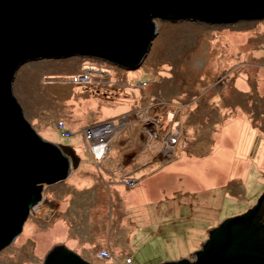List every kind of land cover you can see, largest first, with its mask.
<instances>
[{
	"label": "rangeland",
	"instance_id": "1",
	"mask_svg": "<svg viewBox=\"0 0 264 264\" xmlns=\"http://www.w3.org/2000/svg\"><path fill=\"white\" fill-rule=\"evenodd\" d=\"M154 22L157 33L136 69L70 56L30 60L15 71L12 95L43 140L72 147L93 168L113 146L120 155L115 167L107 166L113 175L90 174L86 185L73 169L45 185L43 206L0 249V264H42L55 243L89 264L191 259L208 229L256 204L264 191V152L252 155L236 141L237 127L248 120L258 132L246 129L254 141L245 145L264 148V88L253 77L264 68V48L256 46L264 19ZM232 44L240 47L231 53ZM79 71L88 79L76 81ZM236 75L241 84L233 85ZM91 127L103 128L96 131L99 154L91 147L97 140L85 137ZM135 131L141 139L132 142ZM128 142L137 144L134 151H126ZM227 158L236 164H223ZM133 190L142 203L130 204Z\"/></svg>",
	"mask_w": 264,
	"mask_h": 264
},
{
	"label": "water",
	"instance_id": "2",
	"mask_svg": "<svg viewBox=\"0 0 264 264\" xmlns=\"http://www.w3.org/2000/svg\"><path fill=\"white\" fill-rule=\"evenodd\" d=\"M149 16L151 19H148ZM154 19L230 24L264 19V0H0V249L20 233L43 188L79 164L70 146L43 140L25 119L11 82L24 62L91 57L136 69L157 33ZM208 229L192 258L159 264H264L260 202ZM42 264H89L61 243Z\"/></svg>",
	"mask_w": 264,
	"mask_h": 264
},
{
	"label": "crops",
	"instance_id": "3",
	"mask_svg": "<svg viewBox=\"0 0 264 264\" xmlns=\"http://www.w3.org/2000/svg\"><path fill=\"white\" fill-rule=\"evenodd\" d=\"M261 30L262 29H260L259 30V37H261L260 39H259V41H258V44L256 43V46H258V47H260V46H262L263 48H264V32L262 33L261 32ZM241 46H243V45H241ZM236 47H240V46H238V45H236V44H232V50H227V51H229V52H231L232 53V51H235V48ZM251 55H253V59L256 57V56H254V52H252V54ZM240 66L242 67L243 66V64H240ZM242 69V68H241ZM241 69H239V70H241ZM263 69V70H262ZM262 69H258L257 71H255L254 72V79L256 78L257 79V87H259V88H261V89H263L264 88V79L262 80V78H264L263 76H262V74H263V72L262 71H264V68H262ZM247 72H250V71H247ZM258 73V75L259 76H257L256 74ZM250 74V73H249ZM235 77V78H234ZM233 77V82H232V84L233 85H235L236 83H235V81H236V79H237V82L238 81H240L238 78H237V75L236 76H234ZM231 81H232V79H231ZM240 84H241V81H240ZM135 94H140L139 93V91H136V92H134L133 93V95H135ZM137 100H139V101H141L142 99H141V97H140V99H138V97H137ZM245 122H247V124L245 125V123H244V125H245V127H246V129H250V131H251V133L252 134H254V135H256L255 134V131L254 130H256L257 131V125L255 126V127H253L252 129H251V127H249L248 126V120H246ZM133 127V126H132ZM132 127H130V128H132ZM258 132V131H257ZM260 132V131H259ZM130 138H132V142H134L135 140H137V141H139L141 138L139 137V135H138V131H135V133H133V134H131V137ZM131 142V143H132ZM130 142H128L127 144H126V147L123 145V147H120V149H122V148H124L125 147V149H126V151H130V150H135L136 148H134L136 145H135V143L133 144H131ZM129 145L131 146V147H129ZM127 147H129V148H127ZM140 148V147H139ZM76 151V150H75ZM75 153H78L77 151L75 152ZM120 154L118 153V147H114L113 146V148L111 149V151L110 152H108V156L109 157H107L106 159H104V160H102L101 161V163H100V165L98 166V167H95V168H93L92 166H91V169H90V171H88V172H86V169L87 168H84V166L86 165V162H88V163H92L90 160H88V161H86V160H84V159H82L80 156H79V158H80V161L82 160V162H79V164H78V167L77 168H81L82 170H81V175L83 176V177H87V178H89V179H91V177H90V174H92V175H97L98 177H104L105 176V174L106 175H113V174H110L109 172H110V170H109V168L107 167V166H111V167H115V165L114 164H118V156H119ZM126 163V167L125 168H127V167H130V163L128 162V164H127V162H125ZM93 164V163H92ZM83 165V166H82ZM94 165V164H93ZM77 168H76V170H77ZM75 170V171H76ZM98 170H100L101 172H98ZM134 173V172H133ZM110 177V176H109Z\"/></svg>",
	"mask_w": 264,
	"mask_h": 264
},
{
	"label": "bare ground",
	"instance_id": "4",
	"mask_svg": "<svg viewBox=\"0 0 264 264\" xmlns=\"http://www.w3.org/2000/svg\"><path fill=\"white\" fill-rule=\"evenodd\" d=\"M258 43V42H257ZM76 56V55H75ZM242 72V75L243 74H247L248 76H249V72H245V71H243V70H241ZM245 72V73H244ZM264 72V71H263ZM257 76H259L258 75V73L256 74ZM235 83H237V79H236V81H235ZM150 97V96H149ZM99 98V97H98ZM114 100V99H113ZM241 121V120H240ZM245 123V125L247 124V122H244ZM244 123H243V125H240V126H236V123L234 124V126H236L238 129H239V137H238V139H237V141H236V143H238V144H240V146H243L248 152L250 151L251 153H252V155L253 154H256V156L258 155V156H260L261 155V153H263L264 152V148H263V146H261V147H259V148H257V149H254V150H252V147H253V145L252 144H250V146H247V145H245L246 143H249V141L251 140V141H254V138H251V136H249L248 134L251 132H249V133H246V127H245V125H244ZM231 131V133H232V130H230ZM189 132L190 131H188V132H185V136L186 135H188L189 136ZM234 134H236V133H234ZM105 136V134H102L101 135V137H104ZM95 140H96V138H94ZM185 139V138H184ZM182 140V139H181ZM88 144V143H87ZM168 144V143H167ZM150 148H152V146L151 145H148V147H147V150L148 149H150ZM255 152V153H254ZM78 155V154H77ZM255 156V157H256ZM80 159V158H79ZM94 159H96L95 157H93V160ZM105 159H106V157H105ZM79 162H82V160L81 161H79ZM224 163H227L228 165H230L231 163L232 164H236V163H234L230 158H227L226 160H225V162H223V164ZM83 166V165H82ZM91 166H93V164L92 163H90V164H86L85 166H84V168H87L86 169V172H88V171H90V169H91ZM76 170V169H75ZM81 168H77V170L74 172V173H78V175L80 176V178L81 179H79V182L80 183H86V185L87 184H89V182L90 181H92L91 179H89V178H87V177H83L82 175H81ZM72 172V171H71ZM71 172L69 173V175L71 174ZM230 173L231 174H233L234 173V171H230ZM76 176V175H75ZM250 176H249V174H247L246 173V176H245V182L247 181V179L249 178ZM117 187H119V186H117ZM114 189H116L118 192H116L118 195H120L122 192L121 191H119L117 188H114ZM140 191V190H139ZM131 193V199H130V204H136L137 205V203L138 202H141L142 203V200H141V196H140V194H139V192H137V190H133V191H131L130 192ZM122 195V194H121ZM133 198V199H132ZM42 201H43V197L42 198H40L37 202H36V204L32 207V211H34V210H38L40 207H42L43 206V203H42ZM129 204V203H128ZM135 205H132V206H129V207H134ZM135 207H137V206H135ZM44 209H42V211H43Z\"/></svg>",
	"mask_w": 264,
	"mask_h": 264
},
{
	"label": "built area",
	"instance_id": "5",
	"mask_svg": "<svg viewBox=\"0 0 264 264\" xmlns=\"http://www.w3.org/2000/svg\"><path fill=\"white\" fill-rule=\"evenodd\" d=\"M83 73H85L84 75H82L83 76V78H81V77H79L80 75H78V76H76V74H81V71H79V72H76L75 73V75L73 76V78L76 80V81H79V80H81V79H84V81L85 80H87L88 79V76H87V73L86 72H83ZM77 77H78V79H77ZM103 129V128H102ZM102 129H99V130H102ZM89 130H91V131H89ZM99 130H95L93 127H91L90 129H86L84 132H85V137L86 138H88V139H93L94 140V138H96V140H97V142H99L98 144H97V142H95V143H93L92 144V150L93 151H95L96 152V154L98 153H100V152H102L103 150H104V148H103V141H101V140H99L98 138H97V136H96V131H99ZM63 134H67V133H64L63 132ZM100 156V155H99ZM98 156V157H99ZM101 157V156H100Z\"/></svg>",
	"mask_w": 264,
	"mask_h": 264
},
{
	"label": "flooded vegetation",
	"instance_id": "6",
	"mask_svg": "<svg viewBox=\"0 0 264 264\" xmlns=\"http://www.w3.org/2000/svg\"><path fill=\"white\" fill-rule=\"evenodd\" d=\"M263 202H264V200H263ZM260 213H261V211H260ZM258 223L264 224V208L262 209V214H261L260 219L258 220Z\"/></svg>",
	"mask_w": 264,
	"mask_h": 264
},
{
	"label": "trees",
	"instance_id": "7",
	"mask_svg": "<svg viewBox=\"0 0 264 264\" xmlns=\"http://www.w3.org/2000/svg\"><path fill=\"white\" fill-rule=\"evenodd\" d=\"M148 19H151V17L149 16V18ZM53 144V143H52Z\"/></svg>",
	"mask_w": 264,
	"mask_h": 264
}]
</instances>
